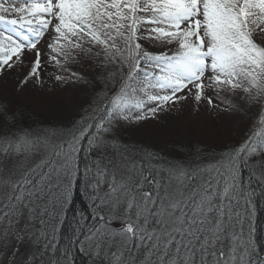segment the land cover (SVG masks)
Listing matches in <instances>:
<instances>
[{
  "label": "snow or ice",
  "instance_id": "6c2138e0",
  "mask_svg": "<svg viewBox=\"0 0 264 264\" xmlns=\"http://www.w3.org/2000/svg\"><path fill=\"white\" fill-rule=\"evenodd\" d=\"M25 68L21 89L91 91L68 129L18 130L0 111V264H73L71 245L92 264H264V0H0V72ZM188 101L246 121L244 138L191 160L117 147L125 124ZM80 176L91 220L73 216L61 247Z\"/></svg>",
  "mask_w": 264,
  "mask_h": 264
},
{
  "label": "rangeland",
  "instance_id": "374dc122",
  "mask_svg": "<svg viewBox=\"0 0 264 264\" xmlns=\"http://www.w3.org/2000/svg\"><path fill=\"white\" fill-rule=\"evenodd\" d=\"M49 39L50 37L46 33L40 46L44 48V41ZM145 47L150 51L165 50L159 45L152 47L146 44ZM153 48L155 49L152 50ZM33 59L34 56L29 55L25 63L27 64ZM28 70L25 68L23 72L20 69L0 72V101H5L11 108L26 107L44 119L64 118L73 113V106L83 104L85 92L88 89L81 86L65 87L55 85L52 80L46 79L43 88L34 87L29 83L21 89L18 81L23 79V75ZM52 72V67L47 68L44 72L45 78ZM246 131V121L239 117L217 116L215 112L208 111L203 106L197 113L194 111L193 102L188 101L183 105V110L180 113L161 114L158 119H148L138 124H125L117 134L121 136L128 134L131 139L156 146L163 145V143L182 144V141L187 143L200 141L223 145L237 141L245 135ZM2 148L0 151L3 150Z\"/></svg>",
  "mask_w": 264,
  "mask_h": 264
},
{
  "label": "trees",
  "instance_id": "16d2710c",
  "mask_svg": "<svg viewBox=\"0 0 264 264\" xmlns=\"http://www.w3.org/2000/svg\"><path fill=\"white\" fill-rule=\"evenodd\" d=\"M153 48L152 50H154ZM90 89L85 92L86 95H90ZM86 97V96H85ZM82 104L73 106V113L64 118L44 119L42 116L36 114L33 110H29L26 107H12L15 109L16 124L15 128L22 131L31 133H41L53 128L56 129H68L72 126L74 120L79 119V114H82ZM86 106V105H85ZM5 107H10L5 101H0V111H3ZM12 122L11 116H6L0 119V136L9 131V124ZM243 137H240L237 141H231L230 143L208 144L203 142L187 143L182 141V144L177 143H163V145H148L135 139L129 138L128 134H117L116 145L119 148L127 147L129 151H135L137 153L151 152L153 155L159 158L160 161H169L181 158L184 160H191L197 158L200 153L211 155L219 153L224 150L225 146H230L239 143ZM2 148V147H0ZM3 149V148H2ZM3 151V150H2ZM87 153H80V167L83 169L84 165L88 163ZM245 175H247L245 173ZM252 187H257L255 181L252 182ZM256 204V216L254 218L255 233L254 238L257 244V250L260 255H264V199H261L257 190V196L255 197ZM93 209L92 202L89 197V193L84 190V177H78L74 188L73 198L70 208L67 212V218L64 224L61 225L60 232V246L70 245L71 239L74 236V222L73 216L79 219L81 216L87 217L91 220ZM73 264H92V259L86 252H80L78 247L71 245Z\"/></svg>",
  "mask_w": 264,
  "mask_h": 264
}]
</instances>
